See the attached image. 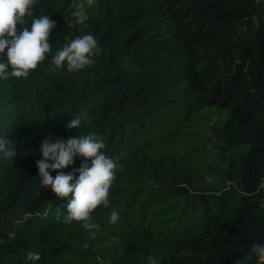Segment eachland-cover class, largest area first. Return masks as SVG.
<instances>
[{"label":"trees","instance_id":"obj_1","mask_svg":"<svg viewBox=\"0 0 264 264\" xmlns=\"http://www.w3.org/2000/svg\"><path fill=\"white\" fill-rule=\"evenodd\" d=\"M44 14L52 51L27 78L0 79V136L17 149L0 160V264H260L247 256L264 244V0H38L32 18ZM85 34L103 49L95 63L53 71L60 46ZM214 109L225 113L200 136L197 114ZM89 133L119 165L92 231L62 222L67 198L35 165L45 137Z\"/></svg>","mask_w":264,"mask_h":264},{"label":"clouds","instance_id":"obj_2","mask_svg":"<svg viewBox=\"0 0 264 264\" xmlns=\"http://www.w3.org/2000/svg\"><path fill=\"white\" fill-rule=\"evenodd\" d=\"M37 3L38 0H0V79L27 78L52 51L49 36L56 27V22L47 14L32 18L33 6ZM26 17L31 18L30 26ZM18 24L21 26L19 29ZM102 51L93 35L77 36L55 52L51 59L52 70L66 65L67 71L71 73L90 67L95 63L92 58ZM91 106L88 105L89 108ZM81 122L82 115H75L65 126L69 130L78 129ZM104 148L103 138L96 133L70 137L67 140L55 138L54 142L53 138L45 137L40 143L38 152L41 159L35 161L37 174L41 187H50L57 197L63 200L67 198L66 215H63L62 221L64 224L75 221L82 222L85 230L99 228L91 214L98 206H109V189L119 167L102 151ZM16 155L15 142L7 136H0V160L13 162ZM76 156L85 158L78 169L67 174L57 171L53 178L49 170H60L73 164ZM75 172L79 173L78 177H74ZM61 212L58 207L57 221L61 220ZM118 218V212L113 211L109 222L115 223ZM253 256L260 264H264V244L251 246L247 259L252 260ZM40 259L38 251H29L25 255V260L29 262ZM147 264H157V260L149 256ZM233 264H244V261L237 258Z\"/></svg>","mask_w":264,"mask_h":264},{"label":"rangeland","instance_id":"obj_3","mask_svg":"<svg viewBox=\"0 0 264 264\" xmlns=\"http://www.w3.org/2000/svg\"><path fill=\"white\" fill-rule=\"evenodd\" d=\"M79 8V7H78ZM78 13V12H77ZM210 112H207L206 114H197L196 116V122H197V128H199L201 131L203 130V132H199V135H205L207 133H205L207 126L213 121L215 120L218 115L223 116L224 115V110H216L214 109V114L211 113V115L207 116L210 118H206L205 115H207ZM197 147L198 150L196 151L200 156H206L207 154H209L210 149V145L208 143H206L203 139L198 140L197 143Z\"/></svg>","mask_w":264,"mask_h":264},{"label":"built area","instance_id":"obj_4","mask_svg":"<svg viewBox=\"0 0 264 264\" xmlns=\"http://www.w3.org/2000/svg\"><path fill=\"white\" fill-rule=\"evenodd\" d=\"M259 187L264 191V180L260 183Z\"/></svg>","mask_w":264,"mask_h":264}]
</instances>
